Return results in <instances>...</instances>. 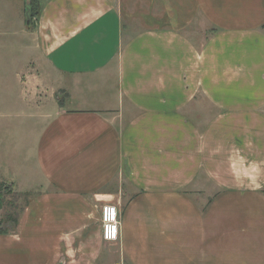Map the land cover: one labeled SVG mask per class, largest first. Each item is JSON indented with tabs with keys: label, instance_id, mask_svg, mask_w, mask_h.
Here are the masks:
<instances>
[{
	"label": "crops",
	"instance_id": "obj_1",
	"mask_svg": "<svg viewBox=\"0 0 264 264\" xmlns=\"http://www.w3.org/2000/svg\"><path fill=\"white\" fill-rule=\"evenodd\" d=\"M30 1L0 0V184L29 198L0 264H264V0Z\"/></svg>",
	"mask_w": 264,
	"mask_h": 264
},
{
	"label": "rangeland",
	"instance_id": "obj_2",
	"mask_svg": "<svg viewBox=\"0 0 264 264\" xmlns=\"http://www.w3.org/2000/svg\"><path fill=\"white\" fill-rule=\"evenodd\" d=\"M156 1V0H155ZM148 5L150 8H152V4L150 2H148ZM158 7V6H157ZM151 12V9L146 10L145 6H142L141 4H136L135 6V13H142L141 16H138L141 20V23L143 24H154L156 26H161L164 25L166 23H169L170 20L168 21V19L166 17H159L158 20H153L149 15H147L146 13ZM146 14V15H145ZM17 68L14 67V70H16ZM1 70V69H0ZM40 70V71H39ZM33 69L31 70V74L34 75H40L43 80H44V88L45 90H43V92L45 93V97H46V103H47V110L49 109L48 106L51 105V102L53 101V97L56 98V96L59 98L61 97L60 95H62L59 89H56V81H57V76L56 74L51 70V68H49V66L43 65L42 68L40 69ZM16 72V71H15ZM12 90H13V103H14V109L15 111L18 110V108L21 107L22 109V102L18 99V94L20 92V87L17 85L15 78L13 77L12 80ZM0 92H1V87H0ZM17 118L15 117L14 119V124L16 125L17 122ZM19 121L21 122V119H19ZM5 145H1L2 147L5 146L6 147V143L4 142ZM4 183V182H3ZM2 185V182L0 184V186ZM6 187H3V194H4V200H3V209L0 212V219L3 220V226L5 227V224H9L7 223L8 220L4 219L5 215L7 213H10L12 215V217L16 216V214L18 213V210L22 207V205L24 203H26L28 201V196H23L21 195L20 191L17 189V187H12L10 186V190L7 189L8 184L5 182ZM12 221V220H11ZM10 221V223H11Z\"/></svg>",
	"mask_w": 264,
	"mask_h": 264
},
{
	"label": "built area",
	"instance_id": "obj_3",
	"mask_svg": "<svg viewBox=\"0 0 264 264\" xmlns=\"http://www.w3.org/2000/svg\"><path fill=\"white\" fill-rule=\"evenodd\" d=\"M101 232L106 241H116L119 236V210L116 205L107 203L101 210ZM114 264H121L116 262Z\"/></svg>",
	"mask_w": 264,
	"mask_h": 264
},
{
	"label": "trees",
	"instance_id": "obj_4",
	"mask_svg": "<svg viewBox=\"0 0 264 264\" xmlns=\"http://www.w3.org/2000/svg\"><path fill=\"white\" fill-rule=\"evenodd\" d=\"M28 9H29V16H30V19H32V17L37 13V5L36 3L34 2V0H31L29 2V5L27 6ZM3 187L5 188L6 186L4 185V183H2V185L0 186V209L3 207V200H4V194H3ZM6 220H12L15 222V219H16V216L12 217V215L10 213H7L5 215V218ZM0 224H1V221H0Z\"/></svg>",
	"mask_w": 264,
	"mask_h": 264
},
{
	"label": "water",
	"instance_id": "obj_5",
	"mask_svg": "<svg viewBox=\"0 0 264 264\" xmlns=\"http://www.w3.org/2000/svg\"><path fill=\"white\" fill-rule=\"evenodd\" d=\"M27 14H28V16H29V9H27Z\"/></svg>",
	"mask_w": 264,
	"mask_h": 264
}]
</instances>
